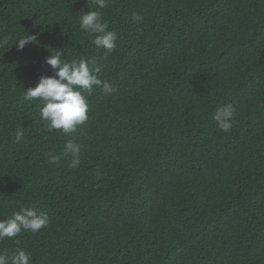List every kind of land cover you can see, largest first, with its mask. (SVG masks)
Instances as JSON below:
<instances>
[{"label": "trees", "instance_id": "trees-1", "mask_svg": "<svg viewBox=\"0 0 264 264\" xmlns=\"http://www.w3.org/2000/svg\"><path fill=\"white\" fill-rule=\"evenodd\" d=\"M88 5L0 0V220L25 206L50 215L0 252L23 248L31 264H264V0L93 4L117 32L111 52L80 28ZM27 34L38 43L19 50ZM53 49L94 59L116 88L94 87L70 135L47 130L23 95L54 76ZM229 102L224 133L213 116ZM69 140L78 168L62 155Z\"/></svg>", "mask_w": 264, "mask_h": 264}, {"label": "clouds", "instance_id": "clouds-1", "mask_svg": "<svg viewBox=\"0 0 264 264\" xmlns=\"http://www.w3.org/2000/svg\"><path fill=\"white\" fill-rule=\"evenodd\" d=\"M109 0H89L87 12L80 16V28L88 36L92 37L91 43L96 48H103L111 52L116 48L118 39L115 30H109L108 22L103 19L101 11L93 10L91 5L97 9L108 6ZM133 19L141 21L142 17L133 14ZM18 49L37 41L36 36L26 35L17 39ZM9 43V37L0 39V47ZM54 50V49H53ZM52 55L46 59V63L54 70V76H42L35 87L24 90V99L27 101H39L38 108L41 120L49 131L58 130L65 135L74 133L78 126L88 120L89 103L88 97L92 94L94 87H100L105 96L112 95L116 88L106 80L100 79L101 67L94 59L80 58L65 60L64 51L55 49ZM236 115L234 102H229L219 107L213 119L217 127L224 133L231 131ZM23 130L17 129L16 142L23 139ZM62 155L67 157L69 168H78L81 163L82 149L80 144L69 140L64 145ZM50 164H57L61 155L48 153ZM50 223V215L46 210L36 207H21L14 210L10 217L0 220V241L15 238L22 231L38 233ZM32 255L23 248H17L11 254L0 252V264H31Z\"/></svg>", "mask_w": 264, "mask_h": 264}]
</instances>
